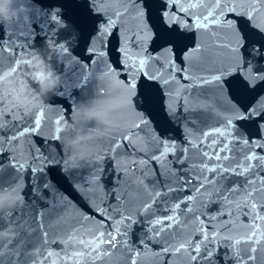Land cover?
I'll use <instances>...</instances> for the list:
<instances>
[{
    "label": "snow or ice",
    "instance_id": "6c2138e0",
    "mask_svg": "<svg viewBox=\"0 0 264 264\" xmlns=\"http://www.w3.org/2000/svg\"><path fill=\"white\" fill-rule=\"evenodd\" d=\"M70 2L86 34L65 23L63 5L47 9L46 42L62 54L64 89L93 76L103 83L91 107L66 118L61 106L16 102L0 79V264H264V0ZM14 3L0 0L9 24L0 77H19L36 47L29 8L14 10ZM61 30L89 45L94 70L53 38ZM110 35L118 44L115 68L107 59ZM77 65L73 82L67 73ZM74 118H95L111 131L87 180L67 175L78 203L44 174L51 161L63 162V129ZM173 121L183 145L168 135ZM34 134L43 137V151ZM22 143L31 161H21ZM26 168L27 201L20 195ZM90 226L98 229L95 243L77 247L74 238Z\"/></svg>",
    "mask_w": 264,
    "mask_h": 264
},
{
    "label": "water",
    "instance_id": "95a60500",
    "mask_svg": "<svg viewBox=\"0 0 264 264\" xmlns=\"http://www.w3.org/2000/svg\"><path fill=\"white\" fill-rule=\"evenodd\" d=\"M21 4L29 8L32 20L31 26L34 30L31 42L36 47L29 55H26L23 58L19 77H13L8 72H5L3 76L0 77V79H3L7 84V88L11 93L12 98L20 104L26 103H21V101L36 100L38 103H48L61 106L65 109L64 116L66 118L76 107H91L98 98V88L103 82L93 76L89 78L87 82L81 83L80 86L70 87L65 91L63 86L65 65L62 54L58 49L53 48L46 42L47 38L52 36V22L48 18L47 9L51 6L60 7L63 5L64 7L61 8V11L63 12L65 8L67 9V19L65 20V23L71 24L73 27L78 26L80 29H83V33L86 34L88 27L82 21L80 11L70 2V0H15L13 5L14 10L19 8ZM8 29V22L5 19L0 18V43L7 39ZM53 38L59 43H66L69 46V51L74 57L82 61L83 64L89 65L90 71L94 70L95 66L91 63L92 56L89 52L85 51V48L89 45H87L80 36L69 34L61 30L57 31ZM117 47V41L113 39L112 35H110L106 44L108 50L107 59L114 68L116 67L115 61L118 58L119 53L113 51V49ZM189 48H191V45H189ZM35 57L40 58L42 66L37 64L36 60L33 59ZM80 72L81 68L77 65L73 68L71 73H67V78L76 82L79 79ZM120 79H123V76H121ZM49 80L54 82L53 86L46 93L42 92V82H47ZM140 83H143V78L138 82L136 89L137 95H139L141 91ZM143 90L147 92L150 89L145 86ZM59 92H64L65 94L59 95ZM261 94L264 95V93ZM229 95H231V90H229ZM132 102L134 105L136 104L135 97ZM136 110L138 112L143 111L139 107H137ZM144 115L147 116V113H144ZM51 118H53V114L49 113V119ZM147 118L151 120L150 116ZM97 123L98 122L95 118L89 122H83L74 118L73 121L67 123L63 129V162L59 165L55 161H51L44 167L45 178L59 189L61 193L77 203L78 201L75 200V193L70 186L71 179L67 175L71 176L72 174H78L77 178L81 182L86 181L90 170L102 163V161L98 159V156L103 151L104 143L110 137L111 131L108 126H98ZM152 127H157L155 121H152ZM50 131L51 129L47 125L42 128L44 135H48ZM157 131H159L158 128ZM168 135L178 145H183L181 126L175 121L172 122L171 130ZM31 139L35 146L43 151L40 144L43 137L39 134H34ZM49 150L51 153H57L59 151L55 145L50 146ZM29 152L30 150L26 149V146L22 143L19 150L22 162L24 159L31 161V156L28 154ZM81 153L86 154L88 158L83 160L78 159ZM104 166L107 169V158H105ZM30 177L31 173L26 168L22 178L23 187L20 191V195L25 201L29 199L28 193L32 183ZM110 179L111 177L109 176L105 180V188L111 187L109 182ZM109 202H113L111 197H109ZM64 223L70 224L71 221H65ZM97 230L96 226H90L84 235L75 237L73 243L77 247L93 246ZM57 238L63 242L62 234H58ZM77 255H79L78 252ZM65 258L71 259L67 253L65 254Z\"/></svg>",
    "mask_w": 264,
    "mask_h": 264
},
{
    "label": "clouds",
    "instance_id": "9594fccd",
    "mask_svg": "<svg viewBox=\"0 0 264 264\" xmlns=\"http://www.w3.org/2000/svg\"><path fill=\"white\" fill-rule=\"evenodd\" d=\"M33 59H35L36 60V62H37V64H40L41 66H42V61L40 60V58L39 57H35V58H33ZM53 84H54V82L53 81H47V82H42V92H47L48 90H50V88L53 86ZM30 103V104H35V103H38V101H36V100H33V101H21V103ZM88 157H87V155L86 154H84V153H81L80 154V156L78 157V159H81V160H83V159H87ZM74 159H76V158H74Z\"/></svg>",
    "mask_w": 264,
    "mask_h": 264
}]
</instances>
